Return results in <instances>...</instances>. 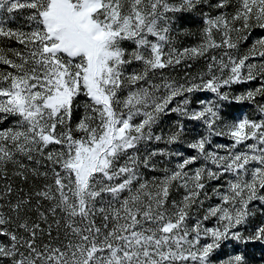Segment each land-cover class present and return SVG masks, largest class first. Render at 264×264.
<instances>
[{"label": "snow or ice", "instance_id": "1", "mask_svg": "<svg viewBox=\"0 0 264 264\" xmlns=\"http://www.w3.org/2000/svg\"><path fill=\"white\" fill-rule=\"evenodd\" d=\"M202 5L218 14L201 13L199 42L178 47L189 34L180 19ZM0 13L24 15L27 29L0 22V38L21 46L0 47V123L15 118L0 128V264H213L229 240L264 243V224L240 231L252 204L264 205V118L229 121L223 111L264 95V81L223 91L264 78V63H248L264 59V37L238 53L264 29V0H0ZM201 58L197 76L163 75ZM199 91L215 99L190 111L186 94ZM257 111L264 117V104ZM168 113L202 122L206 134L187 143L195 155L147 179L153 157L173 153L142 156L139 146L183 142L179 122L166 138L154 135ZM212 136L231 140L215 146L225 154L208 150ZM212 181L218 202L204 208ZM194 208L203 215L190 224ZM221 264L248 262L235 254Z\"/></svg>", "mask_w": 264, "mask_h": 264}, {"label": "rangeland", "instance_id": "2", "mask_svg": "<svg viewBox=\"0 0 264 264\" xmlns=\"http://www.w3.org/2000/svg\"><path fill=\"white\" fill-rule=\"evenodd\" d=\"M172 2H178V0H172ZM217 0H209V3L215 4ZM235 4V0H232ZM233 9L229 8L226 11L231 12ZM217 9L209 8L207 5H202L194 13H185L179 21V28L181 30H186L188 35H179L177 36V46L178 47H189L197 44L200 40V29L203 27V16L201 13L208 12L211 15L218 14ZM0 22H3V26L11 27L13 29L24 27V30H27L24 24V15L15 14L14 18H10L6 13H0ZM175 35V33H174ZM264 37V29L254 28L248 34V38L241 42L238 53L240 55L245 54L252 44L259 38ZM0 47L8 48L14 47L19 48L21 46L17 45L14 41H6L3 38H0ZM126 47H131V45H126ZM223 50H216L214 53L218 57L220 56ZM191 64V68H187L185 64L176 66L175 68L163 70V75L171 78H175L183 82L185 73L189 77L197 76L200 72L206 71L207 61L204 58H201L196 61L186 62ZM248 63H254L259 65L264 63L259 55L251 58ZM7 66L0 65V70L6 69ZM264 78L257 77L256 80L247 81L243 83L233 84L230 87H225L223 91L229 92L231 96L240 95L246 93L249 90H255L261 86ZM189 99V110L198 109L200 107L199 101H208L214 100L215 96L211 92L199 91L191 94H186ZM85 98L80 97V100L83 101ZM180 98H177V101ZM264 104V95H257L253 102L243 101V102H224V114L229 121L236 119H242L247 116L252 120H260L264 117H261V114L257 111V105ZM172 107L176 106L174 102ZM82 112V108L77 109V115ZM15 118L9 117L7 120L0 123V128H7L13 126ZM177 122L182 123L184 126V135L182 137L181 143L177 144H166L163 141L156 142L151 141L147 143H142L140 147V155H146L151 151L163 149L166 153H173V155H158L153 157V162L155 163L156 170L150 171L142 169L147 179H152L155 177H160L163 175V169L175 168V165L178 162H181L184 157L195 155V151L187 147V143L191 142L194 138H199L202 135L206 134V129L202 122L188 120L184 117L179 116L176 113H168L161 117L159 123L154 126L153 133L154 135H162L165 138L171 130L177 125ZM251 141H249L250 143ZM231 140L226 136H212L211 143L207 145L208 150L210 151H219L221 155L225 154L223 150L217 149L216 145H230ZM179 152L181 155L177 156L174 153ZM204 161H197L192 167H199L203 164ZM230 177L226 176L224 180L220 181L219 184H226L227 179ZM18 183V182H17ZM218 182L212 181L207 186V191L210 196H212V188L216 187ZM183 189H179L173 192V198L179 200L183 195ZM218 200L215 196H212L210 200L205 201L204 208H207L209 205L217 203ZM252 215H250L248 222L240 227V231L244 235H248L253 232L256 227L264 224V205H261L260 202H254L251 206ZM203 215V209L197 211L195 208L192 212V219L189 221L190 224L194 223L197 216ZM214 222H208V226H212ZM235 254H244L248 264H264V243L261 242H250L248 244H237L235 241L229 240L222 244L221 248L215 252L212 257L213 264H221V261L228 259L230 256Z\"/></svg>", "mask_w": 264, "mask_h": 264}]
</instances>
